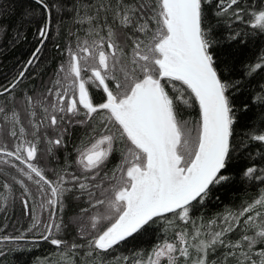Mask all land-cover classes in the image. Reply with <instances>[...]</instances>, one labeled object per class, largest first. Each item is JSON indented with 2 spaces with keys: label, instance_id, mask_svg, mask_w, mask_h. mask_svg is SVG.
<instances>
[{
  "label": "snow or ice",
  "instance_id": "6c2138e0",
  "mask_svg": "<svg viewBox=\"0 0 264 264\" xmlns=\"http://www.w3.org/2000/svg\"><path fill=\"white\" fill-rule=\"evenodd\" d=\"M34 3L44 16L38 46L22 70L0 85V96L8 94L0 102V119L15 138L12 149L0 139V166L25 178L11 177L22 189L19 200L31 224L18 235H0V244L48 242L56 252L39 264H264V188L238 209L226 208L212 219L191 215L214 188L233 179L228 169L234 153L247 150L243 140L235 142L238 117L231 94L239 81L225 77L231 69L220 67L215 53L241 33L221 36L218 27L227 17L264 34V7L248 10L240 7L241 0ZM65 12L78 27L66 33L63 48L56 45L62 61L53 78L42 81V91L35 97L24 91L19 100L28 111L29 130L15 106L6 111L7 103L15 100L16 89L39 60L54 15ZM257 69H264V53L246 74ZM93 90L102 92V102L94 101ZM254 100L261 111L253 119H259L261 129L250 126L245 136L264 145V94ZM195 105L198 119H183ZM76 125L90 126V131L73 147L75 161L65 156L61 164L59 153L67 151ZM116 152L120 160L109 173L105 169ZM40 159L55 167H42ZM73 164L75 172L70 171ZM241 177L264 185V168L253 164ZM2 187L8 195L0 193V213L7 220L12 184ZM69 198L87 205L71 220L83 243L60 238L68 227L63 212ZM160 221L164 236L151 250L114 254ZM80 249H86L87 261Z\"/></svg>",
  "mask_w": 264,
  "mask_h": 264
},
{
  "label": "trees",
  "instance_id": "16d2710c",
  "mask_svg": "<svg viewBox=\"0 0 264 264\" xmlns=\"http://www.w3.org/2000/svg\"><path fill=\"white\" fill-rule=\"evenodd\" d=\"M72 0H64V3L71 6ZM50 5L59 4V0H49ZM240 7L251 10L259 7H264V0H241ZM55 11V10H54ZM214 9L209 10L211 16ZM61 15L63 21H61ZM71 13L65 12L59 15H54L51 35L48 39L40 58L37 60L26 74V77L15 93V100L12 103H7L6 111L9 112L15 106L20 113L21 122L26 128H29L28 123L30 117L25 106L19 103L23 92L27 91L29 95L34 97L39 91H42V81L47 83L56 71L57 65L62 61V57L56 48L59 44L63 48L67 42L66 33L71 29L75 31L78 26H74L69 19ZM249 17L245 15L247 21ZM44 23L42 9L34 3V0H0V26L3 27V32H0V85H5L22 70L23 64L31 56L34 49L38 46L37 29ZM232 32H240V37L236 41L223 43L221 47L215 49L218 58L219 66L227 65L231 72H225L226 78L233 81H239L238 87L232 91V101L237 110L238 122L235 125L236 129V144L241 140L247 144V150L242 151L237 149L234 153L236 159L228 169V173L233 179L213 189L208 199L204 204L193 209L191 215L194 218L202 217L204 220L214 218L218 213L227 209H238L242 203L251 201L256 197L264 185L259 181H248L241 177V172L244 168L255 164L257 167L264 168V145L255 141H249L245 136L250 129V126H255L257 130L261 129L259 119H253L254 116L261 111L260 104L254 100L258 94H264V69H257L251 75L246 74L248 65H254L258 62L259 57L264 53V34L258 30H253L249 24L241 21H235L229 18H224L218 27L217 34L225 36ZM83 35V33H80ZM5 96H0V102H6ZM248 105V111H243V106ZM183 113L182 118L188 119L189 111L195 109L188 108ZM39 113V109H37ZM189 114V115H188ZM2 117V114H0ZM186 117V118H185ZM37 119V118H36ZM0 126H3V131L0 132L1 137H5L8 132L9 125L4 124L0 119ZM7 138L10 137L7 135ZM31 138V137H29ZM15 138H10L9 149L13 148ZM13 141V143H12ZM12 143V145H11ZM3 167V172L0 173V193L8 195V190L2 187L4 182L12 184V200L7 205V216L5 219L3 213H0V227L5 223L8 227L4 229L0 235H18L20 231L27 229L31 224L30 216H25L23 207L19 197L22 189L16 184L11 177L16 176L17 179H25L15 169L8 166ZM30 188L33 187L31 182L26 181ZM81 207H87L84 200L74 201L71 198L66 201V208L63 212V223L68 225L67 229L62 233V239H66L69 243H83V240L77 235L76 225L71 223L73 217L79 214ZM47 214H43L42 218L46 219ZM171 218V217H169ZM164 221L158 224H153L147 227L144 231L137 234L133 239H130L126 244L121 245L116 249L114 254L129 255L135 250H151L152 244L158 242L164 236L163 232ZM171 235V232L168 233ZM32 234L26 233L27 237ZM236 238V237H233ZM24 249V250H19ZM0 250L3 255L0 256V264H39L45 257H50L56 252L54 246L43 240H38L37 243H32L31 239L20 241L16 244L2 243ZM86 249H80V257L87 261L89 258L84 256ZM110 259V257H109Z\"/></svg>",
  "mask_w": 264,
  "mask_h": 264
},
{
  "label": "flooded vegetation",
  "instance_id": "af4514ba",
  "mask_svg": "<svg viewBox=\"0 0 264 264\" xmlns=\"http://www.w3.org/2000/svg\"><path fill=\"white\" fill-rule=\"evenodd\" d=\"M93 96H94V101L99 103V102H102V98H103V94L100 90H93ZM195 109V113H194V116L192 115V112L193 111H189L191 114L190 116H188L189 120H196L198 119V105H195L193 107ZM184 113H188L187 112H184ZM40 112L38 113L37 115V120L40 119ZM189 115V114H188ZM83 118V117H81ZM184 118V117H183ZM186 118V117H185ZM90 131V126H79V125H76V126H73L71 129H70V132H71V135L68 137V140H67V151H61L59 153V156H60V160H61V164L63 163V159L65 156H69L70 160L72 161H75L76 159V153L73 151V147L78 145L79 144V141L85 137L86 133H88ZM51 134V133H50ZM40 148L43 149L44 148V144L41 143L40 145ZM120 148L122 149L123 148V145L121 144L120 145ZM120 160V153L119 152H116L111 158H110V161L105 169V171H108L109 173H111V170L115 167V165L119 162ZM39 163L42 167H47V168H51V167H55L54 164H51V163H45V161L43 159H40L39 160ZM70 171H73L75 172L76 171V165L73 164L72 165V168L70 169ZM49 176L51 178V173H49Z\"/></svg>",
  "mask_w": 264,
  "mask_h": 264
},
{
  "label": "rangeland",
  "instance_id": "374dc122",
  "mask_svg": "<svg viewBox=\"0 0 264 264\" xmlns=\"http://www.w3.org/2000/svg\"><path fill=\"white\" fill-rule=\"evenodd\" d=\"M1 139L3 140V141H5L6 143H7V145L9 144V141H10V138L8 139L7 138V135H5V137L3 136V137H1ZM12 143H13V141H12ZM12 143H11V145H12ZM75 225V224H74ZM75 227H77V226H75ZM76 230H77V228H76ZM157 242H154L153 244H152V247H153V245H155ZM152 247H151V249H152Z\"/></svg>",
  "mask_w": 264,
  "mask_h": 264
}]
</instances>
